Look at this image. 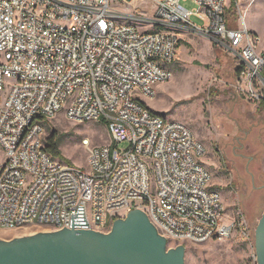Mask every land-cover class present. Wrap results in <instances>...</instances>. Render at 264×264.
Listing matches in <instances>:
<instances>
[{"label":"built area","instance_id":"1","mask_svg":"<svg viewBox=\"0 0 264 264\" xmlns=\"http://www.w3.org/2000/svg\"><path fill=\"white\" fill-rule=\"evenodd\" d=\"M150 1L152 15L111 0H0V228L108 232L142 209L178 244L244 232L226 213L194 131L142 96L173 77L181 39L194 33L228 50L239 89L264 101V47L226 0ZM60 115L105 122L110 142L89 149L87 168L47 150V127Z\"/></svg>","mask_w":264,"mask_h":264},{"label":"rangeland","instance_id":"2","mask_svg":"<svg viewBox=\"0 0 264 264\" xmlns=\"http://www.w3.org/2000/svg\"><path fill=\"white\" fill-rule=\"evenodd\" d=\"M233 1L226 0L227 13L244 17L259 36L260 48L264 47V0ZM111 5L125 11L138 8L144 15L155 10L150 0L131 4L111 0ZM185 5L197 7L192 1ZM170 67L173 77L156 84L154 95L142 96V100L151 110L182 121L194 131L206 148L203 160L226 213L245 224L243 233L229 239L185 243V264H257L256 228L264 212V101L253 100L239 89L237 59L202 34L183 35ZM54 131L61 136L64 159L84 168L89 149L110 142L106 124L100 120L76 122L60 115L47 127V138ZM51 230L55 228L45 224L0 229V239ZM178 245L169 241L168 247Z\"/></svg>","mask_w":264,"mask_h":264},{"label":"water","instance_id":"3","mask_svg":"<svg viewBox=\"0 0 264 264\" xmlns=\"http://www.w3.org/2000/svg\"><path fill=\"white\" fill-rule=\"evenodd\" d=\"M142 209L110 231L76 227L0 239V264H185L186 245L169 248ZM257 264H264V212L256 228Z\"/></svg>","mask_w":264,"mask_h":264},{"label":"trees","instance_id":"4","mask_svg":"<svg viewBox=\"0 0 264 264\" xmlns=\"http://www.w3.org/2000/svg\"><path fill=\"white\" fill-rule=\"evenodd\" d=\"M233 3L236 4V0H234ZM233 6H234V4H233ZM60 142H61V136L58 135V132L57 131H54L52 133V135L47 138V146L46 147H47V150L53 156L59 157V158L65 160L64 157L62 156V153H61V150H60ZM66 162H68V161H66ZM68 163H70V162H68Z\"/></svg>","mask_w":264,"mask_h":264},{"label":"crops","instance_id":"5","mask_svg":"<svg viewBox=\"0 0 264 264\" xmlns=\"http://www.w3.org/2000/svg\"><path fill=\"white\" fill-rule=\"evenodd\" d=\"M255 33V32H254ZM0 229H4V228H0Z\"/></svg>","mask_w":264,"mask_h":264}]
</instances>
